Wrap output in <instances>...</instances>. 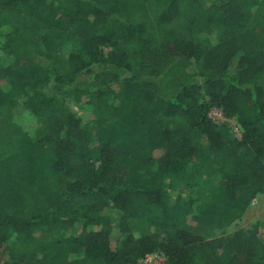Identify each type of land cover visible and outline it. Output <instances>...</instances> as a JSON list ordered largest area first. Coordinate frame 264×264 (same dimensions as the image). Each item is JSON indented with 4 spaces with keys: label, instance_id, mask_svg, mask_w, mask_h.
Segmentation results:
<instances>
[{
    "label": "trees",
    "instance_id": "trees-1",
    "mask_svg": "<svg viewBox=\"0 0 264 264\" xmlns=\"http://www.w3.org/2000/svg\"><path fill=\"white\" fill-rule=\"evenodd\" d=\"M260 195L264 0H0V264H264Z\"/></svg>",
    "mask_w": 264,
    "mask_h": 264
},
{
    "label": "rangeland",
    "instance_id": "rangeland-1",
    "mask_svg": "<svg viewBox=\"0 0 264 264\" xmlns=\"http://www.w3.org/2000/svg\"><path fill=\"white\" fill-rule=\"evenodd\" d=\"M211 117L217 121H226L221 111L218 109H213L211 112ZM232 128L234 132L240 136V128L235 121H231ZM257 222L264 223V195H260L257 200L248 208L245 215L231 227V232L239 228H249ZM137 223V222H135ZM142 231H135L134 233L138 235Z\"/></svg>",
    "mask_w": 264,
    "mask_h": 264
},
{
    "label": "built area",
    "instance_id": "built-area-1",
    "mask_svg": "<svg viewBox=\"0 0 264 264\" xmlns=\"http://www.w3.org/2000/svg\"><path fill=\"white\" fill-rule=\"evenodd\" d=\"M138 264H165V259L161 255L155 253L142 258Z\"/></svg>",
    "mask_w": 264,
    "mask_h": 264
}]
</instances>
